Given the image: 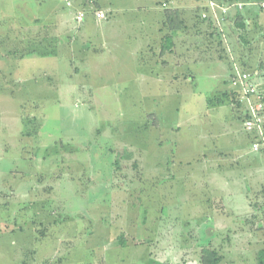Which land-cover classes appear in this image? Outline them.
<instances>
[{
  "label": "rangeland",
  "instance_id": "374dc122",
  "mask_svg": "<svg viewBox=\"0 0 264 264\" xmlns=\"http://www.w3.org/2000/svg\"><path fill=\"white\" fill-rule=\"evenodd\" d=\"M36 1L0 0V8L3 7L7 9L6 11L10 9L9 17H12L11 14L15 15L12 21L8 19L6 21H10V24L5 26L7 32H21L22 24L29 21L26 12L17 10L18 5L22 4H26L28 9H37V13L41 14V17L46 15L47 20L51 18L55 33L57 31L60 34L58 25L65 14L74 24L73 30H78L81 25L77 20L78 15H72L76 13L78 0H46L45 9L37 8ZM109 1L133 5L139 2L153 3L152 0L95 2L96 5L102 6ZM246 1L260 2L257 5L264 3V0ZM68 2L72 4L70 7ZM193 3L194 6L206 4L205 0H194ZM168 6L167 4L163 9H168ZM140 7L142 6H132V9L137 10L129 13H126V10L111 19L113 26L110 25L108 26L110 28L105 30L113 28L116 40H107L108 45L105 44L103 48L99 46L101 42L98 44L96 40L91 42L86 33H76L73 41L67 45L59 47L57 42L51 45L49 52L51 58H48L46 50V57L39 59V64L34 69L29 68L31 71L26 74L25 60L0 57V78L6 80L0 82V190L5 191V193L0 191V195H8L13 188L17 195L20 194L19 196L24 193L31 194L30 199L35 201L40 200L38 196H50L49 187H53L52 191L56 189L58 196L53 200L66 210L68 213L66 216L71 217L74 208L75 214H78L74 220L68 219L69 224L66 227L67 241L72 242L74 235L73 240L76 239L77 243L71 261L78 260L83 264H171L172 257H165L167 252L164 251L169 247L168 253H174L175 245L177 253V247L184 248L186 245L184 241L189 240V246L195 248L193 250L195 253L189 252L195 258L190 264H204L205 260L208 262L210 256L207 253L210 249H199L205 244L202 237L194 235L188 238L186 234L189 232L188 227L183 223L176 225L174 223L176 221L168 217L169 215L172 217L173 211L165 212L163 222L156 220V215L159 214L157 209L167 206L163 203L165 195L159 192H170L171 189L177 188L171 187V181H163L166 171L165 156L158 158L154 156L155 150L159 149L158 132L156 128H152L151 119L156 121L158 118V121L163 123V131L159 135L163 138V145L170 143L173 131L171 129L174 123H178L181 132L176 137V144L181 150L188 148L191 146L193 136L186 128L189 118L194 114L199 118L205 110L204 104H201L203 96L200 95V91L216 89L214 87L224 88L226 84L224 82L218 84L208 77L206 80L198 76L197 90L190 95L184 91L182 96L176 95L175 102L171 103L165 101L169 93L165 88L159 91L155 88L149 92L141 89L140 68L130 66L133 59L127 57L126 52L137 50L136 41L130 42L129 39L132 35H139L140 28L126 20L139 19ZM200 9L196 10L198 15ZM233 13L219 29L220 31L221 28L224 29L236 60L247 59L250 66L256 59L258 48L264 49V10L262 8L256 10L257 17L252 18L254 22L250 25L253 29L249 35H245V42L239 38V34L243 32L236 26L234 19L236 12L235 15ZM191 18L196 22L199 20L192 12ZM119 20L123 22L119 23ZM194 29L195 27H190L189 31L193 32ZM219 29L211 33L214 34L215 40V36L221 38ZM2 30L3 27L0 26V31ZM210 30L206 31L204 35L206 38L207 35L211 38ZM105 34L107 35V31ZM55 39L53 36V41ZM218 47L221 48L220 44ZM64 48L65 50L59 54L60 49ZM138 60L140 62L141 55ZM28 61L32 62L31 59ZM54 68L58 69L59 74L53 84L51 83L47 90L38 91L33 83V75ZM76 69L80 70V73L74 74L77 72ZM14 70L16 73H11ZM31 72L35 74L31 75ZM147 93L161 95L156 101H151L147 98ZM229 95L231 99L230 91ZM213 96L219 97L217 94ZM178 103L181 105L178 106ZM224 110L228 111L227 108ZM173 134L177 132L174 131ZM140 158L146 165L139 164ZM158 166L161 170H158ZM172 167L173 165L169 164L168 171ZM60 177L62 181L58 187L56 179ZM155 181L158 184L162 183V186L157 187ZM42 183L45 184L43 187ZM167 196L171 201L170 193ZM59 197L63 198L64 202L59 201ZM16 204L18 212L22 213L23 204L20 205V202ZM193 205L194 203H183L182 210ZM29 214H33V209H30ZM22 220L28 222L25 216L21 217ZM71 220L78 223V232ZM256 221H259L258 228H255ZM167 223L170 225L166 226V229L171 234H159L158 229ZM251 223L253 232L249 233L247 238L253 240L258 249L253 246L251 252L230 250L226 264H257L256 254L264 249V218L252 220ZM175 225L181 231L179 234L175 230L176 227L175 229L172 227ZM52 233L50 231V234ZM236 236L238 234L233 238ZM231 237L230 235L224 237L222 243H231L230 240L233 239ZM239 238L241 239L235 240L243 246L244 235ZM200 239L203 241L202 245L198 244ZM225 246L228 247L227 243ZM181 259L183 261L178 260L175 264L189 263L185 256Z\"/></svg>",
  "mask_w": 264,
  "mask_h": 264
},
{
  "label": "crops",
  "instance_id": "0c3cea01",
  "mask_svg": "<svg viewBox=\"0 0 264 264\" xmlns=\"http://www.w3.org/2000/svg\"><path fill=\"white\" fill-rule=\"evenodd\" d=\"M95 1L78 0L76 13L72 15H78L80 12L85 13L83 21L80 22L81 25L78 30H73L74 24L65 14L64 18L60 20L61 24L58 25L60 34L57 31L56 33L53 32L51 18L47 20L46 15L41 17V14L37 13V9L30 8V10L26 4L18 5L17 10L26 12L29 21L22 24L21 32H7L5 26L10 24L15 15L11 14L12 17H9L10 9L6 11L7 9L0 8V26L3 27V30L0 31V57L25 60L27 66L24 73L26 74L39 64V59L46 57V50L49 54L51 45L56 42L59 43V47L67 45L73 41L76 33H86L91 42L94 40H96V44L101 42L99 46L103 48L105 44L108 45L107 40H116L112 27V30H105V28H110L108 26H113L111 19L116 18L119 13L126 10V13L137 10V8L132 9V6H142L139 8V19L126 20L137 24L140 28V34L132 35L129 39L130 42L136 41L137 50L126 52L128 53L127 57L130 56L133 59L130 66L134 65L140 68L141 89L149 92L154 91L155 88L157 91L165 88V90H169L168 98L165 101L171 103L172 101L175 102L174 97L176 95L182 96L184 91H187L189 95L195 92L198 76H202L206 80L208 77L218 84L223 82L226 84L224 88L214 87L216 89L209 88L207 91H200V95L203 96L201 104H204L205 110L199 118L196 117V114L189 118L186 128L193 136L190 141L191 146L188 148L181 150L176 144V137L181 132V128L177 126L178 123L173 124L170 143L163 145V138L159 136L163 131V123L158 121V118L156 121L151 119L152 128H156L158 132L157 145L159 149L155 150L154 156L157 158L165 156L166 171L163 181H171V187L177 188L171 189L170 192H159L161 195H165L163 203L167 206L157 209L159 214L156 215V220L163 222L165 212L173 211L172 217L168 216L176 221L172 222L176 225L183 223L188 227L189 232L186 233L188 238L194 235L202 237L205 244L199 249L216 251L221 257L220 264H226L230 250L251 252L253 246H256L253 240L247 238L249 237L248 234L253 232L251 221L264 218V152L252 150V143L256 136L245 130L246 106L237 102L236 93L230 87L229 80L232 67L225 55H221L218 47L220 43L216 44L222 43V40L219 39V36H215L216 42L214 34L211 35L217 29L216 24L213 22L212 30L202 20L206 6H194V0H152L153 3L139 2L135 5L127 2L112 3L109 1L102 6L96 5ZM36 2L37 8L45 9L46 0H37ZM164 3L169 5L168 9H163ZM246 5H253L246 6L247 9L243 12L245 13L243 16L247 20L246 32L249 35L253 29L250 28V25L254 22L253 19L257 17L256 10L262 7L257 6V2ZM199 8L201 9L198 15L196 10ZM262 9L264 10V8ZM230 10L229 17L238 9L231 8ZM98 11L105 12L107 18L104 20L97 19L95 14ZM143 12L146 14L144 15ZM191 12L201 16V18L199 17L196 22L191 18ZM142 13L144 18L141 17ZM228 16L226 19L229 18ZM7 19L10 21L6 22ZM122 22L123 20H119V23ZM190 27H195L193 32L189 31ZM208 30H210L211 38L208 35L207 38L204 36L206 31L209 32ZM106 31L107 35L105 34ZM103 35H106L105 38ZM53 36L56 38L54 41ZM68 40L70 41L68 42ZM261 49L263 48L261 47ZM261 49L258 48L256 59L250 66L247 59L242 58L241 62L243 68L253 74L254 82L264 90V49ZM60 50L59 54L65 48ZM37 52L40 54H36ZM139 55H141L140 62H138ZM48 58H51L50 54ZM29 59L32 62H29ZM116 59L115 56L114 60ZM67 63L69 64V61ZM75 71L77 72L74 74L80 73L78 69ZM35 72H31V75ZM11 73H16V71ZM11 73L8 74L13 77ZM58 74V69L54 68L42 74L33 75L35 88H38L37 90L40 92L41 89L47 90ZM2 78H0V82H6ZM142 86L144 87L142 88ZM229 91L231 92V99ZM212 93L217 94V96L222 94L228 96L222 98L218 104H214L212 100H215V96ZM160 95L147 93L146 96L149 100L156 101ZM179 105L181 103H178ZM226 108L228 111L224 110ZM176 110L179 109L176 108ZM174 131L177 134H173ZM140 159L139 164L141 166L146 165V162L142 158ZM169 164H172L173 167L168 171ZM158 170H161L159 166ZM56 181H58L57 186L60 187L59 183L62 178L60 177ZM156 181L157 187H161L162 183L158 184ZM60 185L62 186V182ZM52 188L49 187L50 196H38L40 200L35 201L30 199L31 194L23 192L24 194L21 196H19L20 194L17 195L13 188L10 189L8 195H4L5 197L0 195V264H83V262L79 263L78 260H70L74 257L72 252L77 243L76 239L73 240L74 235H72V242H68L66 233V227L69 224L68 219L74 220L78 214H75L74 208L71 217L66 216L68 214L66 210L54 202L53 199H56L58 195H56V189L52 191ZM0 191L5 193L4 190ZM168 193L172 198L171 201L167 198ZM59 198V201L64 202L63 198ZM17 202L24 206L22 213L18 212ZM183 203H194V205L182 210ZM30 209H33V214H29ZM22 216H25L29 223L25 220L21 221ZM73 220L70 222L73 223ZM258 222L256 221L255 228L259 227ZM75 223H73L74 229L78 232V223ZM169 225L170 223L165 224V226L162 224L161 228L158 229L159 234H171L166 229V226ZM176 225L172 227L173 229L176 227L175 230L179 234L181 231ZM50 231L53 233L50 234ZM237 234L238 236L233 238ZM229 235L233 239L230 240L231 243L226 242L228 245L226 247V243H222V239L226 236L229 237ZM243 235L244 243L242 246L237 241ZM200 241L198 244L202 245L203 241L201 239ZM184 243L186 244L184 248L177 247V253L174 249L175 245L173 246L174 253H168L169 247L164 251L167 252L165 257H172L173 264L178 263V260L179 262L183 261L181 258L184 256L188 259V264L195 259L192 254H189V252L195 253L193 251L195 248L189 246V240L184 241ZM170 247L172 248V246ZM256 249H258L257 246Z\"/></svg>",
  "mask_w": 264,
  "mask_h": 264
},
{
  "label": "built area",
  "instance_id": "2783aa9c",
  "mask_svg": "<svg viewBox=\"0 0 264 264\" xmlns=\"http://www.w3.org/2000/svg\"><path fill=\"white\" fill-rule=\"evenodd\" d=\"M207 4V11L202 14V19H212L216 24V28L219 29L221 25L224 26L226 22L227 13L231 8L242 10L244 8L243 3L235 4H222L217 0H205ZM70 6L71 4L68 3ZM167 4L164 3L163 7ZM261 7L264 8V3H261ZM85 14L80 12L77 16V20L82 22ZM96 18L104 20L107 15L103 11L96 13ZM221 32V33H220ZM219 35L224 44L225 51L230 58L231 64V76L230 85L232 90L236 93L239 103L246 106V118L244 120L245 130L255 134L256 138L252 143V150L254 152H264V90H262L253 79V74L246 71L243 66L236 61V57L227 41V36L224 29H219Z\"/></svg>",
  "mask_w": 264,
  "mask_h": 264
},
{
  "label": "trees",
  "instance_id": "16d2710c",
  "mask_svg": "<svg viewBox=\"0 0 264 264\" xmlns=\"http://www.w3.org/2000/svg\"><path fill=\"white\" fill-rule=\"evenodd\" d=\"M218 2H220V3H222V4H225V5H227V4H235V3H243V4H247V3H249V2H247L246 0H217ZM246 1V2H245ZM257 2V1H256ZM257 3H260V2H257ZM260 6H261V4H259ZM259 5H257V6H259ZM205 6H206V8H204V11H207L208 9H207V4H205ZM246 6H252V5H244V10L242 11V10H237V12H236V15H235V23H236V26L238 27V28H240L241 29V31L243 32L242 34H239V38L243 41V42H245V40H246V34H248L247 32H246V29H247V23H246V19L244 18V14L245 13H243L244 11H245V9H247V7ZM198 17H200L201 18V16H198ZM203 20V19H202ZM205 23H207L208 25H209V27L210 28H212V25H213V20L212 19H206V20H203ZM213 29V28H212ZM220 51H221V55H225V57H226V60H228L229 61V63L230 64H232V62L230 61V58H229V56L227 55V53H226V51H225V48H224V45H223V43H221L220 42ZM237 62H239L240 63V61H241V58H240V61L238 60V58H237V60H236ZM242 66H243V63L241 62L240 63ZM233 94H234V92H233ZM226 96H228L227 94H223L222 96H219V97H216L215 98V100H212V102H214V104H218L219 102H220V100L222 99V98H225ZM233 97V96H232ZM236 98H237V102H239V100H238V97H237V95H236ZM212 102H211V104H212ZM210 257H208V262H206V260L204 261L205 263L204 264H218L219 262H220V259H221V257L217 254V252L216 251H208V253H207ZM207 259V258H206ZM256 261H257V264H264V249H262V250H260V251H258L257 252V254H256Z\"/></svg>",
  "mask_w": 264,
  "mask_h": 264
}]
</instances>
